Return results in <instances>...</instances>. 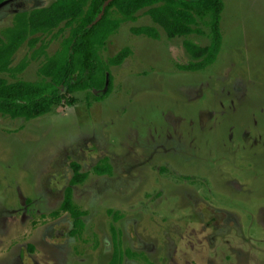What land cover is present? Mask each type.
<instances>
[{
  "label": "rangeland",
  "instance_id": "rangeland-1",
  "mask_svg": "<svg viewBox=\"0 0 264 264\" xmlns=\"http://www.w3.org/2000/svg\"><path fill=\"white\" fill-rule=\"evenodd\" d=\"M51 0L0 4V28L18 10ZM222 42L215 60L195 71L189 40L169 38L149 16L122 23L100 49L110 90L73 93L32 119L0 114V264H107L113 225L121 264H264V0H222ZM150 25L156 39L131 27ZM50 42L47 53L58 47ZM29 56L22 45L13 64ZM32 60L9 82L38 79ZM106 158L110 174L94 165ZM77 162L86 179L73 187L84 227L70 236L68 213L49 218ZM117 216L116 220L113 217ZM128 255V253H127Z\"/></svg>",
  "mask_w": 264,
  "mask_h": 264
},
{
  "label": "trees",
  "instance_id": "trees-1",
  "mask_svg": "<svg viewBox=\"0 0 264 264\" xmlns=\"http://www.w3.org/2000/svg\"><path fill=\"white\" fill-rule=\"evenodd\" d=\"M6 1L9 0H0V4ZM222 10V0H51L45 6L18 10L11 23L0 28V74L15 78L30 61L39 60V77L13 82L0 77V114L26 120L36 118L50 112L56 104L73 105V93L77 91H102L98 97L102 98L111 87L109 65L121 64L130 49L123 48L108 62L101 59L99 51L122 23L136 21L141 11L169 38L202 34L197 19L208 15L209 43L200 46L184 40L183 47L192 59L179 65L182 70L203 69L215 60L221 46ZM130 30L135 35L158 37L154 26H134ZM59 38L58 47L48 54L50 42ZM24 44L29 48V56L13 64L14 54ZM70 168L72 173L60 206L48 217L56 219L68 213L72 219L69 235L75 236L84 227L85 211L74 204L73 187L86 179L87 172L80 171L79 163L74 161ZM93 169L98 175L111 172L106 158ZM117 218L114 215L113 219ZM110 230L113 251L107 264H121L123 256L133 259L129 250L124 254L120 250L113 225Z\"/></svg>",
  "mask_w": 264,
  "mask_h": 264
}]
</instances>
